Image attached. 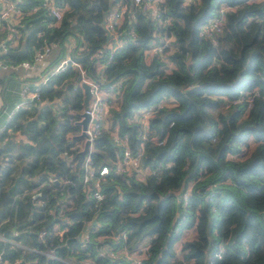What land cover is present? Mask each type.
<instances>
[{"label":"trees","instance_id":"1","mask_svg":"<svg viewBox=\"0 0 264 264\" xmlns=\"http://www.w3.org/2000/svg\"><path fill=\"white\" fill-rule=\"evenodd\" d=\"M15 1L24 12L16 28L25 50L14 56L1 52L0 59L29 58L34 48L50 41L56 44L51 60L56 65L64 57L65 38L73 37L75 44L64 69L54 74L49 69L39 89L40 100L59 102L31 101L12 113L0 133V232L36 249L0 240L2 259L10 264L17 259L19 264H127L123 255L113 259L103 248L134 249L148 241L150 255L143 264H264V1L164 0L158 18L138 10L126 22L137 34L135 41L112 52L102 21L115 0H52L63 8L59 22L43 0ZM222 6L220 30L212 37L201 35V26ZM170 32L173 66L165 68L157 54L147 62L150 39L161 43ZM102 46L100 56H91ZM72 61L87 77H103L105 89L121 81L109 127L90 153L97 169L111 168L101 181L104 197L97 204L81 185L83 141L76 135L84 93ZM97 62H106L100 72ZM148 106L153 114L144 127L135 114ZM225 120L239 121L240 128L228 131ZM113 129L133 151L142 150L141 164L148 169L143 180L112 169L121 151L110 138ZM15 132L24 138L16 139ZM49 172L69 182L49 184ZM58 214L72 220L65 245L50 235ZM83 220L90 222L91 233L81 249L75 235ZM43 228L45 239L38 237ZM118 229L127 230L124 241L106 237ZM50 249L63 260L44 253Z\"/></svg>","mask_w":264,"mask_h":264},{"label":"built area","instance_id":"2","mask_svg":"<svg viewBox=\"0 0 264 264\" xmlns=\"http://www.w3.org/2000/svg\"><path fill=\"white\" fill-rule=\"evenodd\" d=\"M164 0H115V3L111 8H109L103 17L102 26L106 33L108 34V41L106 42V48L112 52L116 51L120 46H122L126 41H135L137 34L131 24L135 18V13L140 10L148 13L153 18H158L160 15V2ZM191 0H184V4ZM264 1V0H256ZM42 6H44L52 15L56 21L62 19L63 8L58 7L54 4L52 0H43ZM34 11L36 7L32 8ZM226 10L225 7H221L217 14L210 18L206 23L201 26L200 34L207 37H212L216 32H218L223 24L224 14ZM28 13V11L26 12ZM24 14L23 10L18 6L15 0H0V53L6 52L8 50L11 41L13 40L10 28L13 26V22H19L20 18ZM127 22V23H126ZM6 25L9 26V29L4 30ZM5 36L1 33L8 32ZM14 31V30H13ZM14 35L16 32L14 31ZM155 35V34H154ZM173 33L169 35L164 34L161 39V43H158L154 37L149 41L148 48L146 49L145 60H147V54L153 56L154 54L162 56L163 52L171 51L173 49ZM56 44L53 42H44L40 46L34 48L32 55L29 58L21 59L17 62H7L0 59V68L2 69H19L23 70H34L37 69L41 62H43L52 52L53 46ZM104 46L98 48L94 51L91 56L98 57L101 55L102 49ZM166 47H168L167 50ZM109 59L111 55H108ZM106 62H108V60ZM69 60V56L62 58L51 70L49 74H54L60 70H63ZM150 60H148L149 62ZM106 62H97L96 70L100 72L103 67L106 65ZM72 64L78 68V72L81 76V81L86 82L89 85L90 97L87 105L83 104V107L80 112H85L89 115L86 128L84 129L85 137L82 139L84 142L85 139L89 140V150L83 156V159L80 161V170H82V190L87 192L88 196H92L97 204L100 200L103 199L104 195L101 192V181L105 178L104 176L111 169L109 165H102L97 169L96 165L92 161L91 152L93 151V145L96 139L102 135V133L109 127V113L112 105L117 103V96L121 92V81H115L109 83L108 87L101 86V82L104 78H90L86 76L85 70L77 62L72 61ZM47 73L40 76L35 84L29 86L28 83L22 87L21 98L17 101L13 110L8 116V120L11 118L12 113L19 108L28 106L31 101H34L36 104H42L44 100H40V86L47 80ZM80 83V82H79ZM32 87V88H31ZM228 101L227 99H225ZM159 106H163V99L159 102ZM153 106H148L146 108L140 109L135 115L136 118L146 127L148 125L149 117L153 114ZM80 120V117L77 119V123ZM5 125L0 127V133L5 129ZM81 131V129H80ZM79 131V132H80ZM110 138L113 144L118 147L121 151L119 156L112 162V169L115 172L133 175L137 179L143 180L145 175L148 173V169L143 167L141 164V155L142 150L137 149L133 151L127 143L125 138H120L117 135L115 129L108 130ZM148 135L143 133L142 137L146 138ZM152 140L156 141L155 143H160L161 141L156 140V137H152ZM83 148V146H82ZM81 148V149H82ZM64 155H67V152H64ZM75 162L71 164V167H75ZM46 179L49 184L55 183L57 185H63L69 182L67 178L59 179L55 176L54 173H47ZM24 189L21 193H25ZM20 193V194H21ZM187 192L183 193V199H186ZM45 201L39 200V204L44 205ZM48 213H53L51 208L47 209ZM57 220L52 223V230L50 235L57 236L60 245H65V240L68 238L67 231L69 226L72 224V220L68 215L58 214L54 216ZM83 228L81 231L75 235L78 239L81 249L85 248L86 242L90 238V222L83 220ZM18 230H13L12 234L16 235ZM47 231L43 228L39 230L38 237L45 239ZM103 237V236H100ZM106 237H109L113 242L124 241L127 237V230L118 229L111 231ZM0 240L2 242H7L11 247L17 246L23 249L35 250L33 247H27L24 244L17 241L14 236H5L0 232ZM58 244V245H59ZM103 252L111 258H117L118 255H123L125 259L129 260V264H143V260L150 255L149 244H142L138 248L128 249L126 246H122L118 249L113 247L103 248ZM51 258H56L63 260V258L56 256L53 252V249L44 252ZM2 253L0 252V264H10L6 260L2 259ZM220 255L217 254V257ZM21 261L16 260L14 264H19ZM68 263V260H67ZM71 263V262H70ZM84 264H88L87 261Z\"/></svg>","mask_w":264,"mask_h":264},{"label":"crops","instance_id":"3","mask_svg":"<svg viewBox=\"0 0 264 264\" xmlns=\"http://www.w3.org/2000/svg\"><path fill=\"white\" fill-rule=\"evenodd\" d=\"M30 9L28 10V13L32 12ZM59 22V21H58ZM19 22H13V26L10 28L11 36L13 40L11 41L9 48L10 50H17L20 48L22 42L24 40H20L19 36H21L20 29L16 27L20 26L21 24ZM22 26V25H21ZM9 29V26L6 25L4 30ZM16 32V35H14V31ZM8 32L1 33L3 36L8 34ZM25 42V41H24ZM75 42L73 37L67 36L64 40V57L69 56V52L72 50ZM25 50V48H24ZM24 52V51H23ZM56 55V45L52 48V54L49 55L48 58H46L42 64L37 69L34 70H23L22 68L19 69H2L0 68V127L6 124L7 119L11 111L13 110L14 104L20 100L21 96V90L22 87L25 85V83H28L29 86L32 84H35L37 79L48 72L49 69H52L55 65H52L53 63L51 60ZM63 57V58H64ZM5 60V59H1ZM149 57L147 58L148 62ZM80 85V84H79ZM32 88V87H31ZM59 102V99L53 98L49 101H44L42 104H47L50 106H54V104H57ZM14 137L16 139H23L24 135L20 134L19 132L14 133ZM3 141L0 140V145H2ZM84 143V142H83ZM129 260H127V264H129Z\"/></svg>","mask_w":264,"mask_h":264},{"label":"water","instance_id":"4","mask_svg":"<svg viewBox=\"0 0 264 264\" xmlns=\"http://www.w3.org/2000/svg\"><path fill=\"white\" fill-rule=\"evenodd\" d=\"M24 48H25V42L23 41L19 49H17V50L8 49V50H6V54L12 55V56L20 55L21 53H23ZM76 80H77V82H80V86L83 89V93H84L83 104L87 105L89 97H90L89 85L86 82L81 81V76L80 75L77 76ZM77 116L80 117V120L78 121V124L80 125L81 131L76 135V137H79V138L83 139L85 137L84 129L86 128L87 121L89 119V115L87 113H85V112H79V113H77ZM89 143H90L89 140H87V139L84 140L83 148L79 151L80 161L83 159V156L88 152ZM19 178H20V175L15 179L14 183L9 188V191H11L12 189H14L17 186Z\"/></svg>","mask_w":264,"mask_h":264},{"label":"rangeland","instance_id":"5","mask_svg":"<svg viewBox=\"0 0 264 264\" xmlns=\"http://www.w3.org/2000/svg\"><path fill=\"white\" fill-rule=\"evenodd\" d=\"M222 7H224V6H222ZM51 54H52V52H51ZM49 57V56H48ZM47 57V58H48ZM149 57V59L152 57L151 55H149V54H147V58ZM162 58H163V60H164V62H165V68H171L172 66H173V64L171 63L172 61L170 60V51H165V52H163V54H162ZM41 64H42V62H41ZM79 83V82H78ZM80 84V83H79ZM114 105H116V103L114 104ZM113 105V106H114ZM221 113H224L225 114V112L224 111H221ZM238 123H239V121L236 123L235 121H233V120H225V124H226V127H227V130L228 131H231V130H234L235 132L237 131V129L238 128H240V127H238ZM109 124H110V120H109ZM246 141H247V143H249L250 145H251V148H252V146H253V136L251 135V134H249L248 136H247V138H246ZM245 149V147L244 146H242V148H241V150H244ZM148 242V241H147ZM147 242H145V243H143V244H147ZM176 250L178 251L179 250V246H177L176 247ZM179 254V253H178ZM180 255V254H179ZM88 262V261H87Z\"/></svg>","mask_w":264,"mask_h":264}]
</instances>
